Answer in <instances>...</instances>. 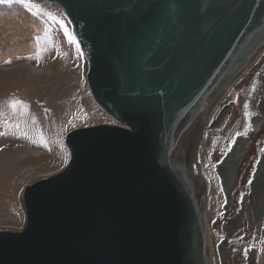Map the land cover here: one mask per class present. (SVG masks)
I'll list each match as a JSON object with an SVG mask.
<instances>
[{"label": "water", "instance_id": "water-1", "mask_svg": "<svg viewBox=\"0 0 264 264\" xmlns=\"http://www.w3.org/2000/svg\"><path fill=\"white\" fill-rule=\"evenodd\" d=\"M37 1L70 21L91 96L112 122L66 135V167L25 189L22 230L0 231V264H212L201 148L220 102L264 53V0ZM249 77L236 92L239 131L216 169L225 197L264 128V58ZM240 190L261 223L264 135ZM245 216L239 206L229 226ZM257 243L235 248L240 264H257Z\"/></svg>", "mask_w": 264, "mask_h": 264}, {"label": "rangeland", "instance_id": "rangeland-1", "mask_svg": "<svg viewBox=\"0 0 264 264\" xmlns=\"http://www.w3.org/2000/svg\"><path fill=\"white\" fill-rule=\"evenodd\" d=\"M12 4L22 6L31 12L44 27L43 32L37 36L40 40L36 39L37 52L34 55L9 59L11 63H5L6 60L0 62V231L17 232L24 228L27 219L23 203L25 189L66 167L69 156L65 143L66 135L78 128L107 124L112 120L96 105L91 96L87 83L88 64L64 12L57 6L37 0H24V3L14 0ZM25 4H29V7ZM37 9L51 13L60 23L46 15L36 14ZM65 30L75 42L69 41ZM263 58L264 53L248 72L253 73ZM32 67L41 69L40 73H35ZM248 72L234 84L230 93L213 113L205 132V138L209 137L211 140L204 147V153H201L203 167L210 182L208 204L209 196L215 194V204L210 211L207 205L208 213L206 211L205 216L210 234V237L206 236V242L207 248L211 251L212 264H240L238 256L234 260L227 256L222 261L220 259L222 254L221 256L217 254L222 241L216 243L215 218L222 203L224 205L231 201L242 206L251 218L252 206L246 194L241 195L246 190H240L243 188L239 186L240 180L238 183L236 181V187L239 186L240 190L238 195L235 194L237 188L234 187L231 194L225 197L216 171L218 165L228 156L225 155L230 150L228 141L237 121L240 124L238 118L240 119L242 115L240 108H237L233 101L232 103L228 101H231V94L238 84H240L238 93L248 90L252 80ZM12 100L21 101L22 104L13 109L9 106ZM224 106H227L229 111L223 123L217 127L213 124V119L219 111L220 113L223 111ZM263 135L264 128L253 139L250 148L243 150L245 154L234 161L237 180L240 174L247 177L246 169H251ZM224 221L226 224L222 228L225 232L222 234L223 237L238 231V228L229 226L228 220ZM241 224L242 227L244 222ZM223 247L226 246L223 244L221 248ZM257 264H264V221L257 243Z\"/></svg>", "mask_w": 264, "mask_h": 264}, {"label": "trees", "instance_id": "trees-1", "mask_svg": "<svg viewBox=\"0 0 264 264\" xmlns=\"http://www.w3.org/2000/svg\"><path fill=\"white\" fill-rule=\"evenodd\" d=\"M43 28L39 19L24 7L0 5V62L34 55L36 37Z\"/></svg>", "mask_w": 264, "mask_h": 264}, {"label": "flooded vegetation", "instance_id": "flooded-vegetation-1", "mask_svg": "<svg viewBox=\"0 0 264 264\" xmlns=\"http://www.w3.org/2000/svg\"><path fill=\"white\" fill-rule=\"evenodd\" d=\"M248 74H250V73L248 72ZM239 86H240V84H238L236 86V88L233 90V92L231 94V101H228V103H232V101H233L234 105H235L236 92L239 90L238 89ZM222 108L225 109L224 107H222ZM219 114H220V111L215 116L217 117ZM238 120H239V118H238ZM238 131H239V122L237 121L236 125L234 126V131L232 133V136L230 137V140L228 141L229 145L234 144L235 134ZM247 166H248V164H247ZM248 170L246 169L247 177H245L243 174H240V176H238L237 183L240 180L239 186H243V188H244V186H246V184L249 182V180L251 178V169H248ZM244 177H245V180H244ZM237 183H236V185H237ZM236 185H235V187H236ZM239 186L236 187L237 189L235 188L236 190L234 192H236L235 193L236 195H238V192L240 191ZM261 198L262 197L255 199L256 206L257 205L261 206V204H262V201L260 200ZM233 199H235V197H233ZM236 199H238V197H236ZM233 203L231 201H229L228 203H225L224 205L222 203L221 208H219V211L217 212V216L215 218L217 221V228L215 230V233L217 235L216 243L219 241H222V245L224 244L226 246V247L221 248L222 245L220 243L219 244L220 249H217V254H219L220 256L222 254V256L220 257V259L222 261H224L227 256H230L234 260L235 257L237 256L236 254H234L235 248H240L241 246L249 244L253 240V238H255V236L257 238L259 237V239H260L261 228H263L264 215H263V219H262L261 223H258L256 221V216L255 217L251 216V218L248 216H245L243 220L245 221L247 218V221H245L244 225L242 227H240L236 233H234L230 236L223 237L222 234H225V232H223L222 228L226 224V222L224 220L225 219L228 220L229 218L235 216L238 213L239 205H236L235 203L234 204ZM249 203H250V201H249ZM236 219H239V217H236ZM250 225H251V228H249ZM259 225H260V227H259ZM252 227H253V229H252ZM257 229H258V232H257Z\"/></svg>", "mask_w": 264, "mask_h": 264}, {"label": "snow or ice", "instance_id": "snow-or-ice-1", "mask_svg": "<svg viewBox=\"0 0 264 264\" xmlns=\"http://www.w3.org/2000/svg\"><path fill=\"white\" fill-rule=\"evenodd\" d=\"M13 2H14V0H0V4H6V5H11ZM18 2L24 3V0H18ZM25 6L29 7V4H25ZM36 14L46 15V16L49 17V19H51L53 21H56V18L51 13L44 12L43 9H37ZM56 22L60 23L59 21H56ZM61 26H63V25H61ZM46 35H47V33H46ZM65 35L68 36L70 42H75L74 38L67 32V30H65ZM36 39H37V41H39L40 37H37ZM29 58H31V57H29ZM5 63H11V61L10 60H6ZM19 104H22V102L18 101V100H12V101L9 102V106L12 107L13 109H15L16 106L19 105ZM246 115L250 117L251 114L250 113H246ZM244 134L246 135V133H244ZM237 135H240V134L238 133ZM45 146H47L46 142H45Z\"/></svg>", "mask_w": 264, "mask_h": 264}, {"label": "bare ground", "instance_id": "bare-ground-1", "mask_svg": "<svg viewBox=\"0 0 264 264\" xmlns=\"http://www.w3.org/2000/svg\"><path fill=\"white\" fill-rule=\"evenodd\" d=\"M32 70L35 72V73H37V74H39L40 73V71H41V69H39V68H35V67H32ZM213 136H215V135H213ZM213 138V137H212ZM210 140H211V138H209V137H206V138H204V142H203V147L201 148V153H204V147L206 146V144H208L209 142H210ZM178 152L179 151H177L176 153H174L175 154V156H177V154H178ZM209 199H210V202H209V211H210V209L213 207V205L215 204V194H211L210 196H209ZM207 213H208V210H207ZM207 213L205 214V216H207ZM207 223V222H206ZM208 227V226H207ZM207 235H209V237H210V234H208V228H207V233H206Z\"/></svg>", "mask_w": 264, "mask_h": 264}]
</instances>
